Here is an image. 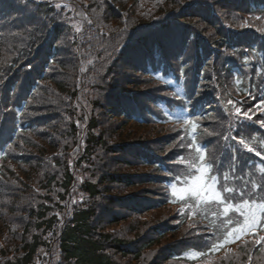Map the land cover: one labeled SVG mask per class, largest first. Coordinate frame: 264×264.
I'll return each mask as SVG.
<instances>
[{
	"label": "trees",
	"instance_id": "obj_1",
	"mask_svg": "<svg viewBox=\"0 0 264 264\" xmlns=\"http://www.w3.org/2000/svg\"><path fill=\"white\" fill-rule=\"evenodd\" d=\"M99 1L72 3L70 14L81 21L80 33L73 35L77 47L83 42L79 52L70 41L74 24H62L49 1L32 0L25 7L23 0H0V89L15 90L17 109L27 111L25 120L17 111L11 122L1 119L0 107V128L10 137L20 135L17 141H0V220L8 211L9 220L1 222L18 252L6 263L249 264L251 257V264H264V250L253 242L224 254L238 239L210 250L225 229L219 226L210 236L204 227L188 225L193 202L172 194L173 184L182 185L174 177L182 180L189 172L175 162L195 156L187 147L190 126L174 124L182 119L197 122L196 142L216 158L228 177L226 187L262 182L264 159L237 141L264 150V113L257 106L264 86V34L259 32L264 23L238 21L234 14L243 6L247 14L264 12V6L259 0H232L224 15L204 16L201 8L189 10L183 3L179 11H159L153 25L129 27L132 34L113 51L109 46L119 44L120 34L110 32L108 24L135 12L121 7L126 0H102L103 13ZM110 53L105 65L98 62ZM83 59L91 63L88 72L98 68L94 80L86 77ZM230 76L240 83L230 85ZM164 80L174 84L179 99L169 98ZM53 85L62 96L50 94ZM84 92L86 102L79 100ZM233 105L241 109L239 115ZM244 112L251 119L244 120ZM47 130L53 137H44ZM36 138L48 147L37 146ZM36 160L43 161L25 169ZM44 162L48 168L41 171ZM33 179L39 189L26 182ZM23 192L28 200L18 201L15 195ZM172 202L184 203L189 212L179 216ZM215 211L199 214L213 220Z\"/></svg>",
	"mask_w": 264,
	"mask_h": 264
},
{
	"label": "snow or ice",
	"instance_id": "obj_2",
	"mask_svg": "<svg viewBox=\"0 0 264 264\" xmlns=\"http://www.w3.org/2000/svg\"><path fill=\"white\" fill-rule=\"evenodd\" d=\"M23 2L27 7V4L32 0H23ZM236 82L240 83L239 80ZM186 95L184 93L185 97ZM249 95L251 96V92H249ZM252 98L255 99V97ZM171 99H177V96L174 94ZM229 103L232 104V101H229ZM233 106L235 107V105ZM260 106H264V99H261L258 107ZM235 113L239 115L241 109L235 107ZM243 117L244 120L251 119L247 112L243 113ZM176 118L181 119L183 115L177 113ZM184 122L190 126L193 133L192 142L187 147L189 151L195 152V156L189 160L179 157L175 162L177 166H186L189 172L182 180L180 176L174 177L181 182L182 186L177 188V185H172L173 196L185 201V203L191 200L195 206L190 208L193 214L197 211L204 214L209 208L215 207L216 211L212 215L217 219L223 217L221 227L225 229V234L218 242L212 244L210 250H219L229 242L248 234L259 236L258 239H254L252 242L260 245L261 250H264V235H259V231H264V177L261 178L262 182L259 183L245 182L239 189L226 187L228 177L217 167L218 161L214 156L210 157L206 148L196 142L197 122L191 119H185ZM260 123L264 125V120ZM237 142L243 145L247 151L253 152L257 157L264 159V150L256 151L250 148L243 139H239ZM261 171L264 172V169ZM233 216L236 217L235 221ZM197 255H204V253H198ZM249 264H251V257H249Z\"/></svg>",
	"mask_w": 264,
	"mask_h": 264
},
{
	"label": "rangeland",
	"instance_id": "obj_3",
	"mask_svg": "<svg viewBox=\"0 0 264 264\" xmlns=\"http://www.w3.org/2000/svg\"><path fill=\"white\" fill-rule=\"evenodd\" d=\"M38 1H45V0H38ZM53 1L58 3L57 19L60 21H67L71 24L72 23L74 24V26H75L74 31L69 33L70 41L72 44V49L73 50L77 49L80 52V50L83 46V42L80 44V46L77 47L75 45V39L73 38V35L75 33H80L81 21L78 19V17L76 15L70 14V12L74 10L72 3L75 2L76 0H53ZM87 1H89V0H85V2L82 3L81 1L77 0L78 3L88 5L89 2H87ZM162 1H164V0L158 1V2H160L159 5H151L152 1L147 0L146 3H139L137 6H133L132 4H131L132 6H130L129 5L130 0H126L125 2H123L121 7L124 8L125 11H128V9H129V11H131L133 9V11L135 12V15L132 18H127V19H122V20L116 19V20H114V22L111 21L112 22L111 25L108 24L110 32L120 34L119 44H117L115 42L114 44H111L109 46V48H111L113 51H115V49H117L121 45V42L124 40V38H127L132 34V31H130L128 29L129 27H131L132 29H137L138 27L143 28L146 25H153L155 23L154 22L155 20L159 21L161 18L157 14L159 11H161V10H175V9L177 10L178 7L183 5V3L187 4L188 2L190 3L193 0H178L176 5H170V4L168 5V3H166L165 1L163 3ZM142 4H144V5H142ZM104 6H105V4L103 3L102 0H100L99 2H96V7L100 9L99 11H103V13H104ZM124 16H129V15L127 13H124ZM106 20L109 21L108 19H106ZM251 25L262 27L261 22H258V21H252ZM239 26L241 27V24ZM120 31H122V32L120 33ZM91 49H92L93 53L98 54V51L96 50L95 46H92ZM110 55H111V53L104 56L103 58H101L98 62H101L102 64L105 65L106 60ZM82 61H83L82 68L86 72V77L89 80H94V78H95L94 73L98 71V68L97 67L92 68L91 71L88 72L87 68L90 66L91 63L88 64L85 59H83ZM52 87H53L52 89L50 88L51 89L50 94L62 96V93H60L54 87V85ZM87 94L88 93H85V92L81 93L79 95V100L82 102L88 101L89 96H87ZM41 95H42V93H40V96ZM63 98L67 99V97L65 95L63 96ZM50 112L51 111L48 109V113H50ZM56 125H58V120H55V122H53L54 128L56 127ZM48 131L49 130L45 131V133ZM44 137H53V136L51 135V133H46L44 135ZM36 143L38 144L37 146H41L44 148L48 147V144L45 143L44 140H42V139L36 138ZM32 145H36V144H32ZM37 148H35V150H33V152L37 151ZM41 154H43V153H41ZM33 157H34V155H33ZM37 158L40 159L39 157H37ZM42 161L36 160V161L32 162V164L26 166L25 169L37 168L41 164ZM13 165L16 168L22 169L17 164H13ZM47 168H48V165L44 162L43 168L41 171L46 170ZM34 171H35V169L33 171L28 172V174L26 176L28 178H30L31 176H33ZM26 182L33 184L34 188H36V189H39L41 186L38 179L26 180ZM12 183H14L18 188H22L23 191L26 189L24 187V184L21 183V180L13 179ZM28 197H29V195L27 193H24V192L19 193L18 195H15V198H17L18 201H21V199L27 201ZM8 216H9V214L7 211L4 213L2 219L4 218L3 220H9ZM1 220H0V262H1V264H7L6 261H7L8 256H10L12 253V257H13V252H17V250H16L17 247L15 246V244L13 242H11L8 239L10 231H9V229H7L5 227V225L1 222ZM3 250H4V252H3ZM6 252H8L10 254L6 255ZM17 254H18V252H17Z\"/></svg>",
	"mask_w": 264,
	"mask_h": 264
},
{
	"label": "bare ground",
	"instance_id": "obj_4",
	"mask_svg": "<svg viewBox=\"0 0 264 264\" xmlns=\"http://www.w3.org/2000/svg\"><path fill=\"white\" fill-rule=\"evenodd\" d=\"M263 235H264V231H263Z\"/></svg>",
	"mask_w": 264,
	"mask_h": 264
}]
</instances>
